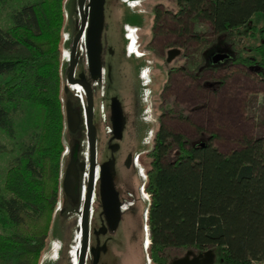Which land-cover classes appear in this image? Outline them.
<instances>
[{"label": "trees", "instance_id": "1", "mask_svg": "<svg viewBox=\"0 0 264 264\" xmlns=\"http://www.w3.org/2000/svg\"><path fill=\"white\" fill-rule=\"evenodd\" d=\"M10 2L0 0V7ZM109 2L106 0L105 7L108 28L105 42L102 41L104 95L97 99L104 79L93 87L95 126L100 125L103 115L106 125L112 128L113 98L120 101L127 121L122 93L125 84L137 103L138 126L153 129V123L145 118L146 92L150 86L142 79L150 57L128 55L129 39L124 30L129 23L143 27L146 16L137 10L125 13V7L119 24L121 31H117ZM176 3L181 16L194 12L214 21L221 36L237 32L257 38L258 44L250 48L254 56L237 55L231 61L234 65L254 66L264 79V26L257 28L251 21L255 14H264V0H176ZM230 9L238 10L233 18H229ZM129 14L133 15L128 17ZM10 21L8 28L0 27V81L6 79L0 83V129L13 138L14 116L27 109L33 114L38 133L35 142L25 147L8 168L4 188H0V226L10 228L9 232H0V264H41L64 179L67 108L62 94L69 71V63L66 69L62 68L61 60L64 0L27 1L11 12ZM85 56L86 50L84 57H80L78 70L95 84ZM124 63L128 71L125 77L119 73ZM110 139L118 142L112 133ZM202 144L192 145L181 136L175 161L166 165V138L162 130L157 133L147 182L151 196L147 202L151 243L149 253L143 255L144 264L149 263L146 254L151 258L150 264H166L167 250L181 246L197 252L220 248L221 264L264 263V146L258 141L224 155L208 143ZM140 145L139 149H145L142 132ZM103 148L109 158L113 154L109 145L105 143ZM87 172L82 170L80 175L81 193ZM137 214L130 213V223L135 218L140 221Z\"/></svg>", "mask_w": 264, "mask_h": 264}, {"label": "rangeland", "instance_id": "2", "mask_svg": "<svg viewBox=\"0 0 264 264\" xmlns=\"http://www.w3.org/2000/svg\"><path fill=\"white\" fill-rule=\"evenodd\" d=\"M27 1L30 0H11L6 7H0V27L8 28L11 25V12ZM79 1L64 0L62 68H65L67 63L70 64L73 42L81 27ZM121 1L110 0L109 2V12L114 15V22L118 24L117 29L119 28V30L117 31H121L119 24L122 19V11L125 7V13L132 10L128 6H124L126 0ZM132 5L136 6L133 10L139 11L146 18L143 27H124L125 31H129L128 55L135 54L140 57L145 53L150 57L149 67L143 72L142 79L145 84H150L146 92L148 108L145 118L153 123V129L146 126L144 130L138 126L140 116L137 103L132 92H129V86L122 84L128 123L127 126L125 124L127 130L121 141L120 155L126 157L132 152L137 160L128 174L126 173L130 180L131 190L136 193V197H139L137 215L140 216L139 226L137 224L139 219H133V232H129V236H133L134 245H139L142 241L143 247L140 245V248L139 246L134 248L140 254L139 264L140 262L144 264L143 255L149 250L146 247L147 232L150 233L146 220L147 202L149 203L151 199L146 184L149 179V170L153 159L152 151L159 129L161 128L164 133L168 146L166 156L164 155L166 165L175 161V152L178 150L181 136L189 140L192 145L208 143L212 149L224 155L258 141L264 146V79L254 66L234 65L231 61L237 55L243 58L254 56L250 48L258 44L257 38L244 37L237 32L221 36L214 21L207 16L199 17L194 12L188 13L187 16L183 14L180 18L176 0H142ZM237 14V9L229 10V18H233ZM251 21L257 28L263 27L264 14H255ZM107 28L106 21L102 34L104 42ZM66 43L68 44L66 45ZM172 48L182 49V54L173 59L171 63H167L166 53ZM85 50L83 39L79 50L80 57H84ZM218 53L228 54L230 58L223 64L214 65L213 57ZM124 68L125 63L121 65L119 72L123 77L128 76V71ZM5 80L3 78L0 83H4ZM94 82L95 87L97 81ZM104 82L105 79L100 84V94L98 91L96 93L97 99L104 95ZM84 96L80 88L70 85L68 76L65 77L62 94L63 102L67 108L64 133L66 145L63 163L64 179L55 220L43 251L41 264L78 263L81 249L83 197H85L87 183V178L84 177L81 193L80 161L84 163L83 161L89 160L86 103L82 110ZM68 109L71 110L75 119V126L69 119ZM104 117L101 115V129L99 133L97 132L98 145L99 135L101 136L100 149H103L107 136L112 133V128L110 125H106V117ZM14 119L15 136L13 138L0 129V188L2 189L8 168L15 164L16 157L25 147L35 142V136L38 133L33 114L27 109L17 113ZM141 132L144 137L145 149H139ZM71 170L74 181L68 190L65 179ZM9 231V227L0 226V232ZM54 231L55 233H52ZM55 235L56 238H54ZM131 240L132 237L129 241ZM130 246L132 245L130 244ZM212 250L215 258L211 264H221V249L213 247ZM167 255L172 259V257L180 255V252L169 248ZM146 257L150 264L151 258L147 254ZM90 260L87 264L90 263ZM125 264H135V259L131 257L130 252L126 256ZM253 264L264 263L256 261Z\"/></svg>", "mask_w": 264, "mask_h": 264}, {"label": "water", "instance_id": "3", "mask_svg": "<svg viewBox=\"0 0 264 264\" xmlns=\"http://www.w3.org/2000/svg\"><path fill=\"white\" fill-rule=\"evenodd\" d=\"M105 7L106 0L79 1L81 27L73 42L68 71L70 85L79 86L83 89L86 95V127L90 152V166L82 213L81 249L77 264H86L89 252L90 212L95 189L97 145L96 128L94 125L95 104L93 89L84 74H82L80 78L77 79L75 77V72L76 66L80 59V45L83 43L84 39L88 68L91 78L94 81H98L103 77L102 34L105 29L106 22ZM173 57L174 54L171 53L169 56V61H171ZM229 58L230 56L228 54L218 53L213 57V64H223ZM68 116L73 126H75L76 122L70 109H68ZM111 122L115 139L121 140L123 138L126 120L122 105L117 98H113L111 102ZM201 146L204 147L205 145L202 144ZM73 181V172L71 170V172L68 174V177L65 179L68 190L71 188ZM101 196L109 227L111 229H116L121 217L120 202L118 199V193L114 187L112 165L108 162L104 163L101 168ZM214 258L215 254L213 250L209 249L208 251L193 258H190L188 255L185 258L178 259L174 261V264H211L214 261Z\"/></svg>", "mask_w": 264, "mask_h": 264}, {"label": "flooded vegetation", "instance_id": "4", "mask_svg": "<svg viewBox=\"0 0 264 264\" xmlns=\"http://www.w3.org/2000/svg\"><path fill=\"white\" fill-rule=\"evenodd\" d=\"M139 1H142V0H133V1L126 0L124 3L130 9L133 10V8H136V6L132 4H135V2H139ZM179 17L181 18V14L179 15ZM129 26H131L132 28H137L130 24L126 25V27H129ZM125 32H126V38L129 39L128 37L129 31H125ZM103 50L105 52L104 46H103ZM104 52L102 54V58H103ZM171 53L174 54V57L172 58L171 61H169V56ZM181 54H182V49L172 48L168 50L166 53L167 63H171L173 59H176ZM140 57H147V54L143 53ZM102 63H103V60H102ZM78 65H79V62L76 66L75 77L79 79L80 76L84 74L88 82L90 83L93 89V93H94V88H93L94 85L89 81L88 75L85 72L81 73V71L78 70ZM80 90L85 95L83 89L80 88ZM94 104H95V98H94ZM96 116L97 114H96V104H95L94 125L96 123ZM125 123L127 126V121ZM97 124H98V127L95 126L96 145H97L96 179H95V189H94V194L92 198L91 212H90V246H89V252L87 256V262L89 261V259H91L89 264H125L126 256L130 252L131 257L132 258L134 257L135 259V264H139L140 254L138 253V250H136L134 247L139 246L140 248V245H142V241L141 243H139V245L138 244L134 245L133 236H129V232L130 233L133 232L132 230L133 224L130 223V217H131L130 213L137 214L136 206H137L139 197H136V193L131 190L132 188L129 186L130 180L129 178H127L128 176H126V173L128 174V172L133 168L137 160H135V156L132 154V152L127 154L126 157L120 155V151L122 150L121 141L124 138L125 131L123 133V138L121 140L116 139L118 141L116 143L112 142V139H110V134L107 136L106 143L109 145V149L113 153L108 158L106 156L108 155V152L105 151L104 148L100 149L101 148V140H100L101 136L100 135H99V145L97 143V132L99 133L101 129L99 123ZM126 128L127 127H125V129ZM159 130H161V128ZM112 136L113 138H115L113 134V127H112ZM83 162L84 163L80 161V165H81L80 175H81L82 170L87 171V168H88L87 173H89L90 152H89V160H87V162L86 161H83ZM107 162L112 165L114 187L118 193V199L120 202L121 217H120V220H119V223L116 229H111L109 227L108 219L104 212L102 196H101V168H102V165ZM87 180H88V176H87ZM79 181H80V178H79ZM86 186H87V183H86ZM146 187L148 190L147 184H146ZM85 194H86V191L84 193V196ZM83 198L85 200V197ZM148 213H149V210L147 209V215H146V220L148 221L147 226H149ZM137 223L139 222L137 221ZM147 234H148L147 240L149 241V242L147 241L148 243L147 247H149L151 243V238H150L151 233L147 232ZM131 237H132V240L129 241ZM130 244L132 246H130ZM174 249L178 250L180 252V255L172 257V259L168 258V261L166 264H174V261L185 258L188 255L190 256V258H193L212 248H206L200 252H197V250L192 249L190 247H185V246L175 247ZM147 253H149V250L147 251Z\"/></svg>", "mask_w": 264, "mask_h": 264}, {"label": "bare ground", "instance_id": "5", "mask_svg": "<svg viewBox=\"0 0 264 264\" xmlns=\"http://www.w3.org/2000/svg\"><path fill=\"white\" fill-rule=\"evenodd\" d=\"M131 1H133V0H131ZM69 3H70V1H69ZM68 5H69V4H68ZM69 6H70V5H69ZM69 6H68V10H69ZM68 12H69V11H68ZM130 15L132 16L133 14H129L128 17H129ZM137 16H138V15H137ZM137 16H136V17H137ZM128 19L130 20L131 18H128ZM133 19H134V18H133ZM68 20H69V19H68ZM75 20H76V19H75ZM77 21H78V20H77ZM131 21H132V20H131ZM128 22H130V21H128ZM68 23H70V22L68 21ZM75 24H76V21H75ZM129 24H130V23H129ZM143 24H144V23H143ZM139 25H140V24H139ZM67 26H68V25H67ZM141 26H142V24H141ZM68 29H69V26H68ZM66 30H67V27H66ZM68 31H69V30H68ZM71 43H72V41H71ZM67 44H68V43H66V45H67ZM66 48H67V47H66ZM69 48H70V47H69ZM67 49H68V48H67ZM81 57H82V56H81ZM85 57H86V56H85ZM82 58H83V57H82ZM67 64H68V63H67ZM64 65H65V64H64ZM67 68H68V67H67ZM65 69H66V68H65ZM93 84H94V83H93ZM149 85H150V84H149ZM95 87H96V86H95ZM95 87H94V88H95ZM143 92H144V91H143ZM149 124H150V123H149ZM149 129H150V128H149ZM145 136H146V135H145ZM144 148H146V147H144ZM147 148H149L148 145H147ZM52 233H55V231L52 232ZM51 237H52V236H51ZM56 237H57V236L55 235L54 238H56ZM52 239H53V237H52ZM50 241H51V240H50ZM59 241H60V240H59ZM148 242H149V241H148ZM147 244H148V243H147ZM63 246H64V245H63ZM146 247H147V245H146ZM146 249H147V248H146ZM68 253H69V252H68Z\"/></svg>", "mask_w": 264, "mask_h": 264}]
</instances>
